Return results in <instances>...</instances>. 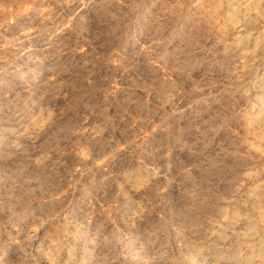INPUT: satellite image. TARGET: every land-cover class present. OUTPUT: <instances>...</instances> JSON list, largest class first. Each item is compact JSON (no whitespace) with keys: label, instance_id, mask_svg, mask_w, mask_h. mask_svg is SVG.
<instances>
[{"label":"rangeland","instance_id":"rangeland-1","mask_svg":"<svg viewBox=\"0 0 264 264\" xmlns=\"http://www.w3.org/2000/svg\"><path fill=\"white\" fill-rule=\"evenodd\" d=\"M0 264H264V0H0Z\"/></svg>","mask_w":264,"mask_h":264},{"label":"bare ground","instance_id":"bare-ground-1","mask_svg":"<svg viewBox=\"0 0 264 264\" xmlns=\"http://www.w3.org/2000/svg\"><path fill=\"white\" fill-rule=\"evenodd\" d=\"M249 14V13H248ZM261 254V253H260Z\"/></svg>","mask_w":264,"mask_h":264}]
</instances>
